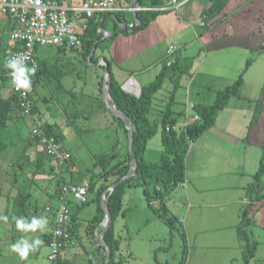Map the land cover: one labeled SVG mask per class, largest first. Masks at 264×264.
Masks as SVG:
<instances>
[{
	"label": "rangeland",
	"instance_id": "rangeland-1",
	"mask_svg": "<svg viewBox=\"0 0 264 264\" xmlns=\"http://www.w3.org/2000/svg\"><path fill=\"white\" fill-rule=\"evenodd\" d=\"M222 1L186 0L177 10L169 9L158 13L155 20H160L158 24L161 36L158 39L154 37L147 43L137 41L143 29L134 34H124L112 19L107 18L104 29L114 33V38L102 39L97 47L92 49V62L83 55L82 48L36 49L35 58L45 61L50 67L49 73H41L34 84L32 97L37 113L18 118L0 133L2 141L9 143L0 153V215L8 217L6 222L0 221V264H49V248L45 244V237L53 232V213L58 205L54 194L62 179H67L68 170L64 163L60 165L56 159L50 161L45 157H42L41 165H35L39 154L36 145L26 150L21 169L14 165L31 138L34 125H50L53 128L60 140V156L70 155L74 175L81 174L86 181L90 173L98 169L94 166L98 157L111 154L114 145V151L119 156L120 152L124 151L127 139L102 99L101 86L106 67L117 85L129 75L130 78L138 80L139 86L150 85L161 75L162 85L152 97L147 119L160 121L167 111L169 119L176 120V129L183 128L181 124L196 115V105L211 104L216 97V91L231 85L240 72L247 68L242 73L244 83L241 84L238 94L231 96L227 104H232V107L237 105L239 113L236 116L241 117L238 118L241 123H246V120L252 123L251 117L253 118L255 112L260 124L264 122V0H227L224 7L218 8ZM66 2L69 3V0H66L64 5H68ZM213 5L220 9L218 14L221 18L213 25H208V20L218 15V9L214 15L208 14ZM232 8L236 10L233 11ZM126 22L128 23L129 19ZM248 28L253 31L244 34L246 37L236 36L239 31L243 32ZM6 32L8 30L0 39L1 67L8 59L13 46ZM217 43L224 45V48L218 51L209 50ZM169 46H174L176 50L173 55L167 56L165 50ZM110 52L114 54V59L111 58ZM101 57L108 62L107 66L96 64ZM168 59L176 60L177 63L172 68H166ZM132 83L137 92L138 86ZM3 88L10 92L11 84L0 71V89ZM219 113L218 124L221 125L226 121L228 112ZM160 133L159 124L156 134L146 142L143 153L146 161L159 162L164 151ZM260 145L261 149L250 153L245 161L236 158V155L233 156L235 167L231 164L227 166L238 173L229 178H217L212 175L209 169L215 164L211 162L209 168L201 172L202 175H195L192 165L197 147H194L187 165L184 162L183 181H186L187 189L178 184L163 196L167 215L174 219L173 229L155 211L160 205L156 202L157 198H152L149 205L143 186L127 187L122 199L124 212L118 215L114 222V232L119 245L117 264H179L183 260L184 264H244L242 241L236 229L240 214L247 205L244 203L236 209H195L189 207V202H200L209 198L206 192L197 193V189L208 188L216 178L221 185L238 187L245 197L249 191V194H262L264 137L261 138ZM117 154L113 162L118 158ZM213 154L212 157H215V153ZM201 157L199 155V158ZM146 186L147 192L154 195L153 184L148 183ZM19 193L29 194L20 217L29 221L33 216L46 218L48 224L43 232L37 230L34 233H24L16 229L13 217H19L14 214L17 207L14 200ZM87 199L88 203L81 205L71 196L68 198L69 209L76 213L80 230L97 213L100 206L95 192H87ZM45 207L50 210L46 211ZM248 207V223H244L242 228L255 242V252L248 264H264V207L256 210L251 208V205ZM193 214L198 218L206 214L221 219L212 221L214 224L207 221L202 227L203 232L199 233L198 230L192 229ZM185 232L189 240L185 236L182 237ZM194 237L198 238V243L192 242ZM22 238L28 239L29 242L36 238L43 241L37 251L30 253L26 260H21L10 250V245ZM84 249L90 253L87 254L88 258L92 255L97 262L101 261L102 250H98L95 244L84 238L75 250H70V254L75 255Z\"/></svg>",
	"mask_w": 264,
	"mask_h": 264
},
{
	"label": "trees",
	"instance_id": "trees-1",
	"mask_svg": "<svg viewBox=\"0 0 264 264\" xmlns=\"http://www.w3.org/2000/svg\"><path fill=\"white\" fill-rule=\"evenodd\" d=\"M55 1L58 4L62 5L63 0H51ZM133 0H117L119 4H130ZM135 4L141 7H158L164 4V0H134ZM227 0H223L221 4L218 5L219 7H224V3ZM211 7L209 10V15H214V12L218 9L215 5ZM165 11H138L135 13V17L139 20V25L137 28H133L131 31L127 30V24L134 20V16L129 12H115V13H101L96 14L92 18L87 19L84 22V28L82 34L80 35L81 40V48L83 50V55L88 57V60L92 62L93 53L92 49L97 47L98 43L102 39H112L114 38V33H110V36L103 37L101 33L98 32V27L104 29V24L107 18L113 20L114 24H117L120 27V31L124 34H134L136 31L145 29L148 25L155 20L156 15L161 12ZM220 12L218 9L217 13ZM129 19V22L126 21ZM124 24V28H121L120 24ZM20 47L19 44H14L12 50H16ZM57 50H64V48H56ZM90 53H92L91 57L89 58ZM104 59V57H102ZM99 60V59H98ZM97 60V61H98ZM37 61V70L34 76L31 77L32 85L31 91L29 96L32 100L31 106V116L37 113V109L33 103V91H34V84L37 81L39 75L48 74L50 71V67L47 65L45 61ZM105 61V59H104ZM177 61L174 60V63L170 67L172 68ZM5 64V63H4ZM4 64L2 67L0 66L1 73L6 77V73L9 71ZM108 65V62H106ZM104 67L103 65H100ZM242 73L241 72L237 79L233 81L231 85L226 86L223 90L216 91V97L211 104L207 105H196L194 110L196 116L199 117L197 120H193L191 123L186 124L183 128L176 129V120L169 119L168 112L166 111L160 121L153 120L149 121L147 119V114L150 111L151 104H152V97L157 93V91L161 88L163 77L158 75L154 82L150 83V85H144L140 87V95L136 97L132 93L125 92L121 85H117L112 77H110V87H109V95L115 104L116 108L124 114L127 119L130 121L132 126V135H131V150L135 158V174L134 176L128 177L119 183L129 171V160L130 155L128 151V139H127V130L124 127L122 121L115 117L116 122L119 124V128L124 134L125 139H127V144H125L124 151L117 154L114 151L111 154L101 155L97 158L94 162V166L98 169L90 173L89 178L84 180V176L81 174L74 175V170L72 169L71 164V156L68 155L66 159L63 160V165L67 167L68 170V177L67 179H62L61 185H58V188L55 190V194L57 197L59 195L60 187L63 185H80L83 181H86L88 184L87 192H95L97 200L100 202L101 195L106 192L108 188H110L113 184L117 183V185L111 190V192H106L105 196L106 204L108 208V212L110 215L111 223L110 226L107 228L105 233L103 234L102 241L105 246L109 249V258L105 264H117L119 260H117V254L119 251L118 240L116 239L115 232H114V222L118 215L123 214L122 210V199L125 195V191L127 187L133 185H141L144 188V192L146 193L147 201L149 205L153 199H159L158 204L159 208L155 211L160 215L165 223L169 225L171 229H173V217L167 215L165 206L163 205V196L165 194L172 191L178 184L183 183L184 179V162L185 156L188 151L189 145L191 142L196 141L200 135L214 125L216 116L219 112L223 111L227 105L229 98L233 95L238 94V90L242 84ZM7 78V77H6ZM102 89V86H101ZM22 108L19 105L17 96L14 93H10L7 98H0V133L6 130L9 127V122L14 120L17 121L18 118L24 117L21 114ZM256 112L253 115L252 123L257 119L255 117ZM161 125V133L160 139L164 147V151L161 154L159 162L152 163L146 161L144 159L143 153L145 150L146 142L148 139L153 137L156 132L158 125ZM251 125V123H250ZM169 128L166 130V128ZM44 136L47 138H53L56 143L59 145V138L55 134L53 128L50 125L39 126ZM41 138L37 136H31L28 140L27 144L23 147L22 151L18 155L14 165L21 169L22 166V159L26 153V150L33 145L37 147L40 144ZM9 144V143H8ZM7 143L2 141L0 138V153L4 151L7 146ZM39 152L35 165H41L43 158L45 157L50 161L54 158L44 156L42 150L37 149ZM117 154V159L114 160V157ZM61 164V165H62ZM9 167L11 165L9 164ZM52 168H54L52 166ZM259 173V172H258ZM258 173L256 175H258ZM152 183L154 187V195H150L147 192V184ZM153 198V199H152ZM257 199L264 198V192L256 197ZM29 199V194H21L19 193L18 196L14 200V205H16V209L14 214L18 217L21 216L23 212V208ZM87 202L81 205H86ZM250 206L249 204L242 210L240 214V219L237 227V233L242 241V259L244 264H248L249 260L253 257L255 252V242L249 238L248 234L242 228L244 223H248V217L246 213ZM97 213L87 221L86 226L84 227V236L87 241L94 242V238L96 233L101 231L100 223L104 218V213L101 209V206H98ZM159 210V211H158ZM68 213L70 215V221L66 225V229L69 231L72 241L75 238H78V227L79 224L76 219V213L71 212L68 205ZM183 233V232H182ZM184 234L182 235V237ZM51 237H45V244H48V241ZM65 245V244H64ZM97 249L102 250V258L100 262H97L91 255L90 258L87 257V254L90 253L86 252V250L78 251L72 258H60L59 264H104L105 261V252L102 246L97 247ZM96 250V249H95ZM97 251V250H96ZM98 253V251H97ZM184 264V260L179 263Z\"/></svg>",
	"mask_w": 264,
	"mask_h": 264
},
{
	"label": "built area",
	"instance_id": "built-area-1",
	"mask_svg": "<svg viewBox=\"0 0 264 264\" xmlns=\"http://www.w3.org/2000/svg\"><path fill=\"white\" fill-rule=\"evenodd\" d=\"M185 2L186 0L181 2L178 0H164L162 6L141 7L136 4L131 5V3L121 5L117 0H79L77 3L71 5H60L51 0H0V21L1 19H9L12 22V26L6 34L13 44L20 45L18 49L11 51L8 59L15 57L28 67L35 66L37 69V61L34 56L36 48L60 47L68 50L81 48L80 35L84 28L83 24L87 19L92 18L96 14L129 12L135 16V13L138 11L177 10ZM120 25L123 28L125 27L123 23ZM138 25L139 23L134 19L127 24V30L131 31ZM4 32L0 28V39ZM99 33L104 38L110 36L109 32L105 30ZM175 50L174 46H169L166 50V55H173ZM173 63V59H168L165 66L170 67ZM97 64L102 65L103 61L99 59ZM9 72L10 70L6 73V77L11 84V93L17 96L19 105L22 108L21 114L31 115L32 100L29 96L31 90L27 94H23L24 90H16L11 83ZM126 89L130 93L135 92V88L130 82L126 83ZM197 119L199 117L195 115L193 120ZM168 129L167 127L166 130ZM31 134V136L41 138V142L37 148L43 151L44 156L56 159L60 165L68 157V155L60 156L58 143L53 138L44 136L38 126L34 125ZM87 188L88 184L86 181L77 186L69 184L60 187L58 205L53 213L54 229L48 241L49 253L47 260L49 264H59V259L62 257L63 245L72 241L70 233L66 229V225L70 221L68 198L71 196L80 204L86 203ZM106 192H111V188H108ZM106 198L105 194L101 195L102 200ZM45 210L49 211L50 209L49 207H45ZM99 246L95 244V248ZM103 250L105 252L104 248Z\"/></svg>",
	"mask_w": 264,
	"mask_h": 264
},
{
	"label": "crops",
	"instance_id": "crops-1",
	"mask_svg": "<svg viewBox=\"0 0 264 264\" xmlns=\"http://www.w3.org/2000/svg\"><path fill=\"white\" fill-rule=\"evenodd\" d=\"M65 1L62 2V5L65 4ZM78 1L79 0H69V3H67V2L66 3L69 5V4L77 3ZM121 5H125V4L121 3ZM235 10H236V8H235ZM235 10L233 9V11H235ZM242 17H244V15ZM220 18L221 17L219 16V14L216 15L215 17L212 16L210 21L208 20L207 23H208V25L209 24L213 25L214 23L218 22V20ZM158 21H160V20L157 19V20L152 21L148 25L147 28L143 29L141 34H139L137 41H139V42L143 41L144 43H147L148 41H150V39H153L154 37L158 39V37L161 36V33L159 34V24H158L160 22H158ZM11 26H12V22L9 19L8 20L1 19V21H0V28L1 29H3L4 31H7L10 29ZM252 31H253L252 29L248 28L243 32L239 31L236 36L246 37L244 34L250 33ZM225 33H226V30H225ZM213 40H215V39H213ZM223 46L224 45L221 46L220 43H217V45H215L214 47H212L209 50L218 51L219 49L224 48ZM13 47H14V44H13L12 48ZM36 49H35V51H36ZM167 49L168 48H166V50ZM166 50H165V52H166ZM111 55H112L111 58H113L114 54L111 53ZM99 59H103V58L101 57ZM103 61H104V59H103ZM96 64H97V62H96ZM246 70H247V68L244 69V71L242 70L241 72L244 73ZM222 78L223 77L221 76L220 79H222ZM120 81H121L120 85H122V86L125 85L127 82H131V83L134 82L138 86V88L141 87V86H139V84L137 82L138 80H135L132 77L130 78V75L125 79H121ZM243 83H244V81L242 80V84ZM133 86H135V85L133 84ZM10 93H11V91L7 92V90H5L4 88L0 89V98H7L10 95ZM260 106H263V105H260ZM236 107H237V105H233V107H232V104H230V105L227 104L226 107L224 108V110L222 111L223 114L228 112V116L225 119L226 121L223 122L221 125L218 124L219 123L218 121L220 119V115H219L220 113H219L216 116V120H215L214 125L211 126L210 128H208L207 130H205L196 141L191 142V144L188 148V151L186 153V156H185V163L187 165L189 158H190L191 154L193 153V148L197 147L196 151H194L196 154L194 156V161H193V165H192L193 166L192 170H193V173L195 175L198 173H201L202 171H204L206 169H208L209 168L208 165L211 162V163L215 164L214 167L211 166V169H209V171H212V175L217 176V178H219V176H220V178L233 177L236 174V172L238 173V171L235 172V170L233 168H230L227 166L228 164H231L232 167H235L236 162L233 163V158H235L233 156L236 155V158H240L241 160L245 161V158L249 157L250 153H253V151L254 152L259 151V149H261L260 140H261V138L264 137V122L260 124L259 117H257V119L253 123H251V125L249 123L250 121H248V120H246V123L239 122L238 118H241V117L236 116L239 113L238 108H236ZM231 114H233L234 116H230ZM247 118H249V112H248ZM251 119H252V117H251ZM192 121H193V118L190 120H185L181 124V127H184L185 124L191 123ZM13 123H14V120L10 121L9 125L10 124L12 125ZM239 125H240V127H239ZM213 153H215V157H212ZM199 155L202 157L199 158ZM0 169H2V168L0 167ZM213 169L215 171H213ZM200 175H202V173ZM217 178L214 180V182L210 183L208 188L197 189V193L200 194L202 192H206V196L208 195L209 198H206V200L204 198L200 202H198V201L189 202L190 208H195V209L205 208V209H216V210L217 209L223 210L226 208L236 209V208L242 206L244 203L246 205H248V204L251 205V208H253L255 210L258 208L264 207V198L263 199H257L256 198L260 194L254 193V192H251L252 194L251 193L249 194V192H250L249 191L245 194L246 195V197H245L244 193H242L241 189H239L238 187H235L233 185H221L218 182ZM181 186L184 189H187L188 185L186 184V181L185 182L183 181ZM188 192L190 194V192H191L190 189ZM54 196H52V197L58 199V197L56 195H54ZM204 196H205V193H204ZM186 197L188 199L187 192H186ZM156 202H159V199H157ZM53 217H54V215H53ZM208 217L209 216H206V214H205L204 216H202V218H198V216H196V214H193V216L191 217V221L193 222L192 229L198 230L199 233L203 232L202 227L205 226L207 221L208 222L210 221L212 223V221L221 219L220 217H217V216H215V217L210 216L209 218ZM212 224H214V223H212ZM229 226H231V225H229ZM234 226H235V224H234ZM79 227H80V225H79ZM79 227H78V233H77L78 238H75V240L71 241V243H66L65 245H63L62 252H61V255L63 258H72L74 256V254H70V250H73V248L75 250L77 245L79 244L80 240H82V238L85 239L84 228L80 230ZM186 229L187 228H185V231H186ZM184 236L189 240L188 234L186 232H185ZM198 241L199 240L197 237H194L192 239L193 243H195V242L198 243ZM77 250H79V249H77ZM88 253H89V251H88Z\"/></svg>",
	"mask_w": 264,
	"mask_h": 264
},
{
	"label": "clouds",
	"instance_id": "clouds-1",
	"mask_svg": "<svg viewBox=\"0 0 264 264\" xmlns=\"http://www.w3.org/2000/svg\"><path fill=\"white\" fill-rule=\"evenodd\" d=\"M10 70L9 75L11 76V83L16 90H24L23 94H27L31 90L32 79L31 77L36 73V67H28L26 64L21 62L15 57L7 59L4 65ZM15 220L16 229L28 233L36 232L37 230L43 232L48 220L46 218H38L33 216L31 220H27L24 217H13ZM8 217L0 215V221H7ZM43 241L40 238H36L29 242L28 239H20L16 243L10 245V250L16 253L21 260H26L30 253L37 251L38 247L42 245Z\"/></svg>",
	"mask_w": 264,
	"mask_h": 264
},
{
	"label": "water",
	"instance_id": "water-1",
	"mask_svg": "<svg viewBox=\"0 0 264 264\" xmlns=\"http://www.w3.org/2000/svg\"><path fill=\"white\" fill-rule=\"evenodd\" d=\"M134 3L135 2L133 0L131 2V5H133ZM134 19H135V21H137L139 23V20L135 16H134ZM120 26H121V28H123L122 25H120ZM103 30H105V29H103L101 27V25H99L98 32H101ZM91 55H92V53H90L89 58L91 57ZM101 60L103 61V59H101ZM102 65L103 66H107V64L104 61H103ZM109 87H110V74L108 72V68L106 67V69L104 71V75H103V82H102V99H103L104 103L106 104V107L112 112V114L115 117H117L118 119H120L122 121L124 127L126 128V130H127V139H128V151H129V155H130L128 174H126L121 180H119L117 182V183H119L120 181H122V180H124V179H126L128 177L134 176V174H135V169H136L135 158H134V155H133L132 150H131L132 126L130 124V121L127 119V117L124 114H122V112H120V110H118L116 108L115 104L113 103V101H112V99H111V97L109 95ZM122 89L125 92H128L127 89H126V84L122 86ZM128 93H130V92H128ZM132 94H134L136 97H138L140 95V88H138L137 92L135 91ZM117 183L113 184L110 187L111 190H113V188L117 185ZM103 194H105V192ZM106 199L105 200H102V199L100 200V206H101V209H102V211L104 213V218H103L102 222L100 223L101 231L97 235H95V238H94L95 244L100 245V246H102L105 249V261H104V264L108 261L109 249L103 243L102 238H103V234L105 233V231L107 230V228L110 226V223H111L110 215H109L107 204H106Z\"/></svg>",
	"mask_w": 264,
	"mask_h": 264
},
{
	"label": "bare ground",
	"instance_id": "bare-ground-1",
	"mask_svg": "<svg viewBox=\"0 0 264 264\" xmlns=\"http://www.w3.org/2000/svg\"><path fill=\"white\" fill-rule=\"evenodd\" d=\"M131 83V82H130ZM132 84V83H131ZM133 85V84H132ZM135 88V87H134Z\"/></svg>",
	"mask_w": 264,
	"mask_h": 264
}]
</instances>
